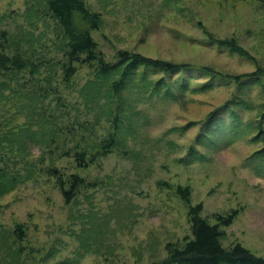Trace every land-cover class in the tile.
I'll use <instances>...</instances> for the list:
<instances>
[{
  "label": "rangeland",
  "instance_id": "1",
  "mask_svg": "<svg viewBox=\"0 0 264 264\" xmlns=\"http://www.w3.org/2000/svg\"><path fill=\"white\" fill-rule=\"evenodd\" d=\"M83 1L107 62L126 50L180 69L140 68L115 88L121 69L102 77L84 64L66 82L44 0H0L9 53L29 61L0 73V184L15 182L0 194V264L161 261L190 235L177 186L211 224L236 210L223 245L264 256V0ZM76 149L93 162L78 168ZM49 166L90 186L66 203Z\"/></svg>",
  "mask_w": 264,
  "mask_h": 264
},
{
  "label": "trees",
  "instance_id": "2",
  "mask_svg": "<svg viewBox=\"0 0 264 264\" xmlns=\"http://www.w3.org/2000/svg\"><path fill=\"white\" fill-rule=\"evenodd\" d=\"M48 16L55 22L62 40L61 51L65 56L61 61V78L68 82L76 72L77 65H95L97 74L102 77L116 74L121 69L119 81L113 82L116 88L124 87L127 80L140 68L154 70L163 74H171L178 71L179 65L159 59H153L141 54H132L126 50L118 52L115 62H107L97 50V44L90 31L96 30L99 24V14L91 13L83 0H44ZM76 16L83 22H88L86 28L77 25ZM10 40L5 31L0 32V73L14 74L21 72L29 61L17 46L9 53ZM12 48V47H11ZM11 50V49H10ZM33 66L31 62V67ZM33 70V69H32ZM114 147L113 139L103 142L98 155H107ZM67 156H71L67 154ZM74 163L78 168H85L93 162L88 158L85 150L76 149L72 154ZM2 170V169H0ZM9 172L2 170L1 177L8 176ZM46 173L54 178L56 185L61 190L65 202L71 201L81 187H89L83 177L75 173H62L55 167H47ZM7 179L0 184V194L7 192L15 182ZM176 192L187 205V220L190 235L185 236L181 242H168L165 246L166 257L153 264H264V256H258L239 242H233L229 246L222 243L224 236L223 227L229 226L234 221L237 211L232 210L224 215L215 213L212 216L216 222L211 224L201 215L202 204L190 203L189 186H177ZM17 237L22 231L17 229Z\"/></svg>",
  "mask_w": 264,
  "mask_h": 264
}]
</instances>
